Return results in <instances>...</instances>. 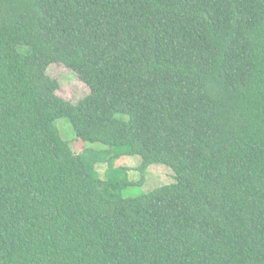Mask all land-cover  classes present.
Returning <instances> with one entry per match:
<instances>
[{
    "label": "trees",
    "instance_id": "1",
    "mask_svg": "<svg viewBox=\"0 0 264 264\" xmlns=\"http://www.w3.org/2000/svg\"><path fill=\"white\" fill-rule=\"evenodd\" d=\"M59 118L175 183L107 195ZM0 264H264V0H0Z\"/></svg>",
    "mask_w": 264,
    "mask_h": 264
},
{
    "label": "rangeland",
    "instance_id": "2",
    "mask_svg": "<svg viewBox=\"0 0 264 264\" xmlns=\"http://www.w3.org/2000/svg\"><path fill=\"white\" fill-rule=\"evenodd\" d=\"M47 74L58 82L59 87L56 94L70 103H77L89 93L88 87L62 64H51L47 69ZM55 125L62 140L70 145L74 144V152L80 153L82 149H87L85 157L91 173L93 172L101 181L110 180V184L117 182L121 184L120 188L110 187L106 191L107 195L113 193L121 198L138 197L176 181L175 174L169 166L154 163L146 168L144 182L137 184L141 177L139 171L140 156L122 154L123 148L119 147H114L109 151L108 146L100 143H82L84 144L82 146V144L77 143L74 129L66 118L57 119ZM108 167L111 170L106 175ZM124 181L130 182L131 185H123Z\"/></svg>",
    "mask_w": 264,
    "mask_h": 264
}]
</instances>
